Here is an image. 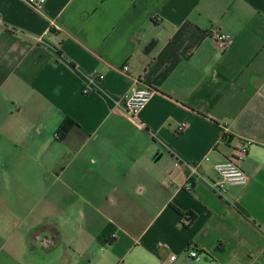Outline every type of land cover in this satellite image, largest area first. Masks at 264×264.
<instances>
[{
  "label": "crops",
  "instance_id": "obj_1",
  "mask_svg": "<svg viewBox=\"0 0 264 264\" xmlns=\"http://www.w3.org/2000/svg\"><path fill=\"white\" fill-rule=\"evenodd\" d=\"M0 264H264V0H0Z\"/></svg>",
  "mask_w": 264,
  "mask_h": 264
},
{
  "label": "built area",
  "instance_id": "obj_2",
  "mask_svg": "<svg viewBox=\"0 0 264 264\" xmlns=\"http://www.w3.org/2000/svg\"><path fill=\"white\" fill-rule=\"evenodd\" d=\"M30 6L34 7L37 10H41L43 6L47 3L48 0H23ZM41 41V38L37 39ZM214 40L217 42L218 46L221 49H225L232 45V40L228 36L217 33L214 35ZM124 72H128L129 66L125 65L122 69ZM104 76H100V79H103ZM87 92V91H86ZM154 94V90L147 86H140L136 88L132 94L124 96L120 98L116 105L120 110L130 119L135 121L137 124L143 127L140 121V114L145 109L149 101L151 100ZM187 128V124L184 123L179 128V132L185 131ZM225 135L228 133L227 129L224 131ZM251 141L247 142V146H245L238 155H235L233 158L226 160L225 162L218 163L215 166L217 172V179L215 182H210V187L217 194H224L227 190L232 186L245 187L249 183V178L239 165L241 161H243L246 157L248 146L251 145ZM190 171L192 175L198 174V165H191ZM188 256L190 259L198 262L200 260V254L196 250H190L188 252ZM176 259L175 256L171 257V261Z\"/></svg>",
  "mask_w": 264,
  "mask_h": 264
},
{
  "label": "trees",
  "instance_id": "obj_3",
  "mask_svg": "<svg viewBox=\"0 0 264 264\" xmlns=\"http://www.w3.org/2000/svg\"><path fill=\"white\" fill-rule=\"evenodd\" d=\"M154 44H150L148 50H150L153 47ZM75 124L71 121V120H66L64 125L60 128V135L61 136H65L66 134H68L71 130V128L74 126ZM242 213H245L244 211L240 210ZM247 216V215H246ZM248 217V216H247Z\"/></svg>",
  "mask_w": 264,
  "mask_h": 264
}]
</instances>
